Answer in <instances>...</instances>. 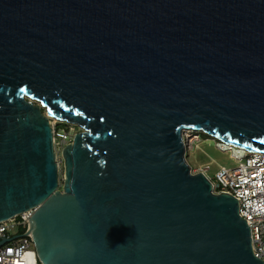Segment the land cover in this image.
<instances>
[{
  "label": "water",
  "instance_id": "obj_1",
  "mask_svg": "<svg viewBox=\"0 0 264 264\" xmlns=\"http://www.w3.org/2000/svg\"><path fill=\"white\" fill-rule=\"evenodd\" d=\"M187 129L264 153V0H0V221L36 208L41 264H264Z\"/></svg>",
  "mask_w": 264,
  "mask_h": 264
},
{
  "label": "built area",
  "instance_id": "obj_2",
  "mask_svg": "<svg viewBox=\"0 0 264 264\" xmlns=\"http://www.w3.org/2000/svg\"><path fill=\"white\" fill-rule=\"evenodd\" d=\"M53 132L54 142L58 139L62 146L72 139L65 129L57 131L53 126ZM232 157L238 160L237 166H222L214 178L208 177V168L193 172L202 171L210 179L213 192L237 198L239 213L250 227L253 252L264 263V153L243 150L232 153ZM35 209L28 208L0 221V240L9 239L0 244V264H41L28 234L29 218Z\"/></svg>",
  "mask_w": 264,
  "mask_h": 264
},
{
  "label": "rangeland",
  "instance_id": "obj_3",
  "mask_svg": "<svg viewBox=\"0 0 264 264\" xmlns=\"http://www.w3.org/2000/svg\"><path fill=\"white\" fill-rule=\"evenodd\" d=\"M52 121V118H50ZM52 126L57 131L65 129L72 137L74 133L82 130V128L74 123H68L66 121L56 120L52 121ZM65 125V126H64ZM200 131L184 130L183 140L186 147V159L192 167V171L208 168L207 175L209 178H214L215 173L222 167H235L238 164V160L232 157V153H237L236 148L228 149L226 146L221 145V141L208 134V137H203ZM57 143V144H56ZM54 142L55 150L57 152V162L59 164V175L62 180L63 177V160L61 156L62 145L59 140ZM62 182V181H61ZM14 231H16L14 229Z\"/></svg>",
  "mask_w": 264,
  "mask_h": 264
},
{
  "label": "bare ground",
  "instance_id": "obj_4",
  "mask_svg": "<svg viewBox=\"0 0 264 264\" xmlns=\"http://www.w3.org/2000/svg\"><path fill=\"white\" fill-rule=\"evenodd\" d=\"M52 118V121L53 122H55L56 120H58V119H56V118H54V117H51ZM50 121H51V119H50ZM52 121H51V123H52ZM221 145L222 146H226L225 148H228V149H223V150H229V149H234L233 147L234 146H231L230 144H226V143H221ZM236 150H237V152H239V151H243L242 149H238V148H236Z\"/></svg>",
  "mask_w": 264,
  "mask_h": 264
},
{
  "label": "trees",
  "instance_id": "obj_5",
  "mask_svg": "<svg viewBox=\"0 0 264 264\" xmlns=\"http://www.w3.org/2000/svg\"><path fill=\"white\" fill-rule=\"evenodd\" d=\"M65 126V125H64ZM201 135L203 136V137H208V135H206L205 133H201Z\"/></svg>",
  "mask_w": 264,
  "mask_h": 264
}]
</instances>
